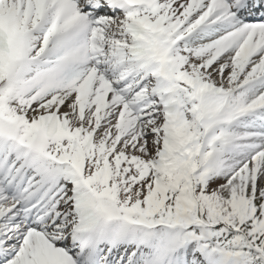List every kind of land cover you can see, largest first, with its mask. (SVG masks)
Wrapping results in <instances>:
<instances>
[{
  "label": "snow or ice",
  "instance_id": "6c2138e0",
  "mask_svg": "<svg viewBox=\"0 0 264 264\" xmlns=\"http://www.w3.org/2000/svg\"><path fill=\"white\" fill-rule=\"evenodd\" d=\"M0 264H264V0H0Z\"/></svg>",
  "mask_w": 264,
  "mask_h": 264
}]
</instances>
